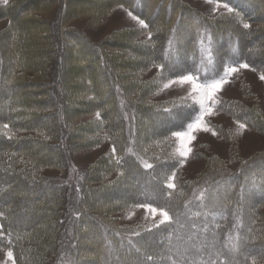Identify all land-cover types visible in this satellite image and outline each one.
<instances>
[{
  "label": "trees",
  "instance_id": "obj_1",
  "mask_svg": "<svg viewBox=\"0 0 264 264\" xmlns=\"http://www.w3.org/2000/svg\"><path fill=\"white\" fill-rule=\"evenodd\" d=\"M37 1L11 0L3 11V15L10 18L16 38L8 47L11 58L7 60V56L0 63V157H4L0 158V212L4 213L0 216V233L3 234L0 247H7L5 237L11 233L17 264H55L60 247L67 239L60 227L69 218V264H144L140 253L129 251V239L141 252L156 257L159 264H172L166 257L173 255L172 259H176L177 248L190 249L188 264H201L207 261L208 254L198 252L200 242L205 236L208 239L212 236L198 232L193 224L222 225L215 229L217 248L228 244V235H238L229 232L237 217L258 233L264 229V150L245 159L239 158L234 168L213 159L195 179L180 177L179 159L175 154L146 152L141 145L161 137L169 138L170 131L180 130L193 110L181 109L178 116L186 118L177 120L165 111L173 107L169 102L130 99L125 81L118 73L120 64L108 54V50L120 45L110 37L103 43H93L81 31L65 27L61 18L55 23V30L52 26H49L52 31L47 30V19L36 14L48 4L53 8L58 2L57 8L64 11L69 0ZM219 1L237 14L234 29L228 30L224 23L206 18L181 0H112L109 5H122L144 20L143 27L151 32L147 43L137 51L142 53V47L147 50L151 64L158 66L163 78L189 73L199 80L210 79L230 60H243L263 70L264 74V51L257 49L264 48V0ZM28 21L39 25L38 37L43 48L35 53L41 57L38 61H30L32 52L24 53L16 48L20 33L29 31L22 24ZM242 21L254 22L262 28L253 34L251 29H243ZM155 25L157 29H153ZM51 33L69 39L80 54L88 102L99 114L97 125L101 124L94 133L103 129L115 150L108 162L101 159L84 169L78 193L69 202L71 194H67V183L60 179L66 165L61 149L64 145L61 123L56 121L57 109L69 102L59 74L62 58L60 52L53 55L57 40L52 39ZM28 42L30 40L26 39L22 45ZM51 57L54 66L48 71ZM48 72L51 74L46 77ZM52 80L57 91L50 90ZM192 104L187 102L188 106ZM250 115L244 111L234 113L237 120L248 125ZM5 123L9 124L7 129L3 127ZM169 156L173 159L169 160ZM117 160L121 165L116 164ZM145 164L153 167L146 169ZM49 168L57 169L63 176L44 173ZM172 170L177 173L175 182L183 186L185 193L173 206L174 212L181 213L182 239L173 238L170 245L167 240L157 244L159 238L155 236L150 240L148 235L140 239L132 235L133 232L143 235L144 225L125 226L108 219L113 203L125 205L127 200V205H132L130 197L135 194L137 184L143 185L161 171L171 174ZM120 172L125 175H119ZM200 189L209 191L203 204L196 198ZM243 231L247 233L248 228L243 227ZM193 233L196 237L189 239ZM262 242L261 239L254 241L255 250H259Z\"/></svg>",
  "mask_w": 264,
  "mask_h": 264
},
{
  "label": "rangeland",
  "instance_id": "obj_2",
  "mask_svg": "<svg viewBox=\"0 0 264 264\" xmlns=\"http://www.w3.org/2000/svg\"><path fill=\"white\" fill-rule=\"evenodd\" d=\"M181 1L199 10L206 18L224 23L228 30L234 29L236 26L234 20H238L237 14L229 11L228 5L222 1ZM37 2L43 3L44 1L38 0ZM111 2L112 0H69L66 4L67 7L64 6V11H60V7L57 8L60 5L58 2L53 8L52 5L48 4V7L42 8L36 16L47 19L48 23L45 25L49 28L47 30H50L51 26L55 30V23L58 24V19L61 18V23L65 27L81 31L93 43H103L104 39L110 37L111 40L120 45L116 49L108 50V54L113 57L116 64H120L121 68H118V73L125 81L126 92L127 95L129 93L130 99L155 103L170 101L178 103L184 100L193 102L189 95L191 86L188 84H174L168 89H163V85L169 79H175V76L163 78L158 66L151 64L147 50L142 47V53L137 51L140 46L147 43L151 31L146 30L139 23L141 18L136 14H133L122 5H109ZM4 10L5 6L0 4V63L7 56V60L11 58L8 47L10 42H14L16 38L13 32L15 30L10 25V18L3 15ZM18 22L21 23L22 20H18ZM227 22L230 23L227 24ZM240 23L242 25L247 23L249 27L247 29L242 28L244 30L251 29L253 34L260 27L262 28L254 22L242 21ZM22 24L25 27L27 26L29 31L24 34L20 33L16 48L24 50V53H27V51L32 52L33 55L30 61H38L41 57L35 53L43 48L41 46L42 41L40 42L38 37L40 33L39 25L32 22ZM157 28L158 26L155 25L153 29ZM51 35L54 41L55 37L57 40L53 55L56 56L60 52V59L62 58L59 74L69 102L65 107L60 106L56 114V121L61 123L60 130L64 138V145L61 149L66 170L64 176L60 175L57 169H45L44 173L63 176L60 179L67 183V194H71L68 198L69 202L78 193L84 169L101 159L108 162L113 147L107 140L103 129L100 128L98 132L94 133L96 126L101 127V124L97 125L99 121L98 114L91 109L88 102L89 98L82 76L83 68L81 67L80 54L77 53L69 39L58 38L53 33ZM59 37L61 36L59 35ZM26 39H29L30 42L23 44V46L22 43ZM255 48L256 46L254 50ZM257 49L258 51H264L262 46ZM241 63L245 62L243 60L238 62L225 61L222 71L210 78L219 79L224 75L226 69H236L226 79L221 90L217 92V104L213 107L212 114L205 117V123L210 130L196 133V140L190 145L192 153L184 159L182 166L179 164L180 177L195 179L213 159L221 160L222 164L225 163L229 168H234L238 164L239 158L245 159L264 150V80L260 79L261 75H264L263 70L261 71L249 64L248 68H241ZM48 66L47 70L52 71L54 66L53 57L49 60ZM50 74L48 72L46 77ZM196 79L199 83L205 82V80H199L197 77ZM55 85L54 80L50 81L51 91L58 90ZM197 108H199L198 105ZM243 111L251 113L250 125L235 118L234 113ZM241 123L245 125L244 129H239ZM180 130L185 129L181 128ZM145 132L142 136L145 135ZM212 132H215L216 135L213 136ZM16 134L18 136L23 135V133ZM168 137H161L160 140L150 144L145 142L141 147L146 152L167 155L173 153L178 157L175 152L178 141L171 137V134ZM236 156L238 158L234 160ZM178 159L180 160L179 157ZM107 216L111 221L125 226L145 225L146 223V212L143 209L135 208L132 205H123L121 202L113 203V208L110 209ZM69 221V218H67V221H64L62 227H60V230L63 231V237L66 236L67 239L64 245L62 244L63 246L60 247V256L55 264L70 263L71 252L69 248L71 242H69L68 236H71V227ZM58 222L61 223L62 221L58 220ZM6 251L7 247H0V261L4 260Z\"/></svg>",
  "mask_w": 264,
  "mask_h": 264
},
{
  "label": "snow or ice",
  "instance_id": "obj_3",
  "mask_svg": "<svg viewBox=\"0 0 264 264\" xmlns=\"http://www.w3.org/2000/svg\"><path fill=\"white\" fill-rule=\"evenodd\" d=\"M10 0H0V4L8 6ZM231 11V9H229ZM135 19V17H133ZM141 25H144V20H139ZM245 29L249 27L247 23L243 25ZM165 67V66H164ZM241 68H248L247 63H241ZM166 69V68H165ZM168 71V70H167ZM235 68H228L225 70L224 75L219 79H206L205 82H197L196 77L191 74H182L175 76V79H169L167 83L163 85V89H168L174 84H188L191 86V92L189 93L193 104L191 106L187 105V100H184L179 105L176 101H170L172 104V109H165L169 117H175L177 120H185L186 117L180 118L178 113L181 109L187 108L192 109L193 113L190 118H187L186 122L183 124L182 129L185 130H171V137H174L178 141V146L175 149L176 154L180 158L179 164L182 166L184 164V159L189 157L192 153V148L190 145L196 140V133L200 131L208 132L210 129L205 123V117L209 116L213 112V107L217 104L216 94L221 90L222 85L226 82V79L235 72ZM261 80H264V75H261ZM196 105L199 106L198 111ZM99 115V114H98ZM186 125V127H185ZM4 128H8L9 124L5 123ZM245 125L243 123L239 124V129H244ZM215 136L216 133L212 132ZM115 151V150H113ZM169 160L173 159L172 156L168 157ZM117 165H121V161H116ZM146 169L152 168L151 164H145ZM173 166L172 168H174ZM119 175L123 176L125 173L120 172ZM177 173L175 170L168 174L166 171H161L155 176L151 177V180L144 183L143 185H136L135 194L130 197L132 200V206L135 208L143 209L146 212L145 225L143 228V235L140 232H133L132 235L138 237L139 239L145 235L149 236V239L153 236L159 238L156 240L157 244H162L163 241L167 240L170 245L175 239H182L180 229L184 227V224L180 221L179 216L181 213L179 211H173L174 202L178 203L180 197L184 196L183 186L176 183ZM209 194L208 190L200 189L199 196L196 197L203 204L204 198ZM127 204V200L124 201ZM187 206V205H185ZM4 213L0 212V216ZM196 215H200L196 213ZM193 228H197L200 233H211L212 238L208 239L205 236L200 242V248L198 252H206L208 254L207 261H202L201 264H248L251 260V264H264V242L261 243L259 250H255L254 241L261 239L264 241V229H261L258 233L254 227L251 225H243V222L237 217L235 223L232 225L229 232L238 233V235H228V244L223 245L221 248H217L215 241L217 239L218 233L215 229L222 228V225L216 224L210 227L205 223L202 227L195 224L192 225ZM243 227H247L248 231L245 233ZM3 234L0 233V236ZM196 233H193L189 239H194ZM7 251L5 252V258L0 261V264H17V259L14 257L12 250V234L9 233L7 237ZM231 245L229 247L228 245ZM129 251L132 250L141 254V258L144 264H159V261L152 254L146 251L141 252V249L136 246L131 239L128 241ZM227 249L225 251L224 249ZM171 251V250H170ZM189 248L176 249L175 256L176 259H172L173 255L166 257L167 260H171L172 264H181L185 261L188 264L187 254H189ZM243 257L240 260L239 257ZM195 264V262H192Z\"/></svg>",
  "mask_w": 264,
  "mask_h": 264
}]
</instances>
